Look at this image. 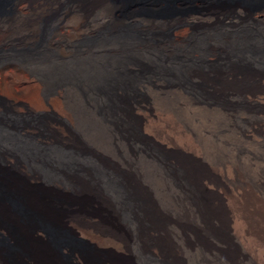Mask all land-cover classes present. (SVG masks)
<instances>
[{
  "label": "bare ground",
  "instance_id": "bare-ground-1",
  "mask_svg": "<svg viewBox=\"0 0 264 264\" xmlns=\"http://www.w3.org/2000/svg\"><path fill=\"white\" fill-rule=\"evenodd\" d=\"M49 1H7L0 12V47L19 41L36 45L1 52L0 69L10 59L37 65L53 57L42 49L37 22L27 27L25 42L13 30L33 8H37L33 15L43 16L47 5L51 7ZM124 1L102 0L100 7L116 28L106 26L83 43L101 46L100 54L109 50L114 56L50 61L47 70L31 71L38 81L26 78L23 63L14 66L12 78L25 80L23 91L34 108L46 105L78 131L73 132V145L57 139L40 141L26 129L36 121L15 125L9 117L14 115L11 108L4 106L10 103H0V229L13 247L7 252L0 246V264H64L63 251L70 264H98L68 245L51 243L42 220L58 231L88 238L98 259L107 264H264V84L253 88L264 83V40L243 29L258 18L264 20L260 14L264 4L183 0L190 10L154 18L123 14ZM72 4L84 10L92 7L79 1ZM74 14L68 10L59 17L51 44L76 35L66 24ZM211 14L227 22L220 18L211 26L213 16H207ZM195 15L207 16L202 28L185 32ZM240 18L247 22L236 28L242 35L232 34L234 28L229 27ZM130 20L141 23L136 31L121 33ZM158 21L165 24L160 33L151 29ZM213 47H218L222 62L206 71L200 62ZM239 101L257 109L242 108ZM45 121L39 128H45ZM196 123L200 125L193 127ZM84 136L111 152H117L119 145L137 149L162 204L148 201L125 171L109 168L86 153ZM103 184L104 194L118 204L89 203L84 193L99 198ZM92 217L96 222H90Z\"/></svg>",
  "mask_w": 264,
  "mask_h": 264
},
{
  "label": "rangeland",
  "instance_id": "rangeland-1",
  "mask_svg": "<svg viewBox=\"0 0 264 264\" xmlns=\"http://www.w3.org/2000/svg\"><path fill=\"white\" fill-rule=\"evenodd\" d=\"M7 1L8 0H0V12L3 10H5L6 8V5H7ZM54 1V2H53ZM57 1V2H56ZM65 1V2H64ZM74 1H79L81 2V4H89L88 6L90 7L92 5V7L88 8V9H81V8H75L73 7V4L72 2ZM96 1V2H95ZM226 1V0H224ZM247 5H257V4H264V0H243ZM94 2V4L92 3ZM126 2V3H125ZM183 0H127V1H124L123 5L125 6L124 7V10H123V14L125 15H129L130 13L132 12H136L138 13V15L140 16H143V17H154V18H162V17H167V16H171V15H174L178 12H181L183 9H188L190 10V8H184V3H182ZM48 3H52L51 4V7L47 5V8L44 10V12L42 13L43 16L41 17H37L34 14V12H36L37 8H33V13H31L29 16L27 15L25 18V20H22V22H18L20 25H15L14 27V35L18 38H20L19 40H22L25 42L26 40V29L27 27L29 26L30 23H34L37 22V26H38V36H40V40L42 41L41 42V45L43 46V50L45 52H49L53 55L52 58H50L48 61H44L42 63H32L31 61H23V62H18L17 60L15 61L14 59H10L12 61L9 60V62H7V64H5L4 66L1 67L0 69V83L4 86L2 87V90L0 89V103L3 102V100H6L7 102H9L10 104L8 105H4L5 108H11L12 112L14 115H9V117H11L13 120H12V123H14L15 125H25L23 123H26V124H29L30 121L32 122H35V124H32L30 123V125L32 124L31 127H27L26 129L29 131V132H33V134L35 135V137L40 140V141H43V142H47V143H50V142H54L56 139V141H61L67 145H73L72 143L74 142L73 141V132L76 133V130L78 131V129H74V125H70V122L67 120V119H64L65 117L64 116H56L53 114L52 110L49 108V107H46V105L43 107V108H40V109H35L34 106L32 105V102H31V99L29 96H27V94L24 93L23 91V86H24V83H25V80L24 79H13L12 77H14L13 75V72H14V66L16 65H21L23 66L24 64V68H25V71L24 73L27 74L26 75V78H28L29 80L32 79V80H35L36 78L33 76V73L32 72H36L35 70H43L45 69L44 67H47L45 70H47L48 68H50V66L53 64H51L50 61H55V62H58L56 60H59V62L63 61V62H67V61H70L75 59L78 61V60H84V59H89V58H94V57H99L101 58V56L103 55H107L108 56H114L109 50H106V52H103V54H100L99 53V49L101 48V46L99 47H85L84 46V41L88 40L89 38L87 37H90V36H93L95 35L98 31L104 29L106 26H110L112 27L114 25V23L112 22L113 19L111 17L108 16L107 12L105 10H103L100 6H102V0H87V1H81V0H50ZM58 3V4H57ZM92 3V4H91ZM58 6H57V5ZM63 5V6H62ZM71 5V6H69ZM188 6H191L190 4H185ZM96 6V7H95ZM57 7V8H56ZM53 8V9H52ZM73 8V9H72ZM101 8V9H99ZM49 9V10H48ZM61 9V10H60ZM76 9V10H75ZM48 10V11H47ZM68 10L70 11V13L74 12L75 14L79 15H75V18H71L70 15H69V19L70 21H72V23L68 20L66 22V24L68 23L69 27L70 28H74L75 29V33L76 35H74V37H64L62 38L60 41L61 42H57V43H52L50 41H52V37L54 36V33L56 31V22L58 21L59 17L61 15H63L64 12H68ZM75 10V11H74ZM97 10V11H96ZM54 11V12H53ZM47 12V13H46ZM50 12V13H49ZM59 12V14H58ZM77 12V13H76ZM82 12V13H81ZM88 14H87V13ZM93 12V13H92ZM125 12V13H124ZM92 15H91V14ZM45 14V15H44ZM83 14L82 17H80L81 15ZM90 14V15H89ZM95 14V15H94ZM101 16H100V15ZM260 14H264V13H260ZM50 15V16H49ZM97 15V16H96ZM242 17H244V15L240 14ZM96 16V17H95ZM107 16V17H106ZM197 15H195L196 17ZM204 16L206 15H203V16H200V17H193L191 18V20H189L190 22H188V24H190V28H187L185 30V32L189 33V32H192L194 30L196 31H199V29L202 28V25L204 24L203 22V19H204ZM209 17H211L212 21L210 22L211 23V26H213L214 24H216L220 18H221V21H226L227 19L226 18H222L221 15H207ZM206 16V17H207ZM218 16V18H217ZM30 19H29V18ZM50 17V18H49ZM80 17V19H79ZM86 17V18H85ZM90 17V18H89ZM92 17V18H91ZM103 17V18H102ZM203 17V18H202ZM205 17V18H206ZM38 18V20H37ZM83 18V19H82ZM107 18V19H106ZM199 18V19H197ZM202 18V20H201ZM68 19V18H67ZM66 19V20H67ZM111 19V21H110ZM216 19V20H215ZM28 20V21H27ZM64 20V19H63ZM87 22H86V21ZM99 20V21H97ZM243 20V22H242ZM65 21V20H64ZM84 21V22H83ZM97 21V22H96ZM215 21V23H214ZM236 22L234 23V25L232 27H229V28H234L231 30L232 34L233 33H236L237 35H242L241 31L237 30L236 28L239 27V26H242L245 25L247 22L243 19V18H240L239 20H235ZM238 21V22H237ZM240 21V22H239ZM74 22V23H73ZM78 22V23H77ZM105 22V23H104ZM109 24H107V23ZM196 22V24H195ZM200 22V23H199ZM227 22V21H226ZM245 22V23H244ZM257 22V23H255ZM254 23H252V25H250L249 23V28L246 26L244 27L243 29L248 31L250 33V35L253 33L257 38L259 39H262L264 40V20L263 18L261 19H257ZM86 23V25H89L87 27H89L87 29L86 25L84 24ZM94 23V24H93ZM141 23V22H140ZM139 21L135 20H130V21H127V23H125L121 28H120V32L121 33H131V32H134L136 31V29L139 27L140 25ZM162 23V24H161ZM214 23V24H213ZM74 24V25H73ZM76 24V25H75ZM164 23L161 22V21H158L157 24L154 25V27H152L151 29L155 30L156 32L160 33L164 30V26L165 24L163 25ZM201 24V25H200ZM31 25V24H30ZM71 25V26H70ZM73 25V26H72ZM79 25V26H78ZM158 25V26H157ZM163 25V26H161ZM193 25V26H192ZM81 26V27H80ZM85 26V27H83ZM104 26V27H102ZM46 27H47V30H46ZM51 27V29H50ZM101 27V28H100ZM194 27V28H193ZM54 28V29H53ZM92 28V29H91ZM94 28H97L95 29V32L93 31ZM113 28H116L115 26H113ZM53 29V30H52ZM82 29V30H81ZM85 31H84V30ZM162 29V30H161ZM251 29V31H250ZM46 30V31H45ZM190 30V31H189ZM24 31V32H22ZM52 32V33H51ZM79 32V33H78ZM81 32L83 34H81ZM238 32V33H237ZM25 33V34H24ZM44 33V34H43ZM18 34V35H17ZM24 34V35H23ZM47 34H48V37H47ZM41 35L43 37H41ZM53 35V36H52ZM77 37V38H76ZM262 37V38H261ZM43 38V39H42ZM46 38V39H45ZM69 38V39H68ZM45 39V40H44ZM48 39V40H47ZM68 39V40H66ZM74 39V41H73ZM77 39V41H76ZM18 40V39H17ZM14 41V40H13ZM71 41V42H70ZM85 41V43H86ZM258 40H256L257 42ZM23 42L19 41V43L15 42L9 46H2L0 47V53L3 52L5 54L6 51H8L9 49L11 48H17V49H20V48H26L27 46L28 47H32V46H35L36 44L34 45H29L28 44H22ZM48 43V44H47ZM258 43V42H257ZM40 44V43H38ZM37 44V45H38ZM44 44V45H43ZM51 44V45H50ZM60 44V45H59ZM62 44V45H61ZM64 44V45H63ZM83 44V45H82ZM71 45V46H70ZM58 46V47H56ZM65 46V48H64ZM102 46H106V45H102ZM50 47V48H49ZM53 47V48H52ZM63 48V49H62ZM216 48V49H215ZM218 47H213V52L211 51L210 55H208L204 61L200 62V66L202 68H204L206 71L208 69H212V68H215L216 65H218L220 62H222L221 58L223 57L222 54H218L219 50L217 49ZM47 49V50H46ZM65 49V50H64ZM75 49V50H74ZM60 50V51H59ZM69 52L68 54V57H65V56H62L65 52ZM83 51V52H82ZM215 51V52H214ZM109 52V53H108ZM218 52V53H216ZM63 53V54H62ZM74 53V54H73ZM215 53V54H214ZM100 54V55H99ZM61 55V56H60ZM90 55V56H89ZM92 55V56H91ZM88 56V57H87ZM211 56V57H210ZM217 56V57H216ZM220 56V57H219ZM58 57V59H57ZM64 58V59H62ZM70 58V59H69ZM219 58V59H218ZM62 59V60H61ZM221 60V61H220ZM210 61V62H209ZM214 61V62H213ZM13 62V63H12ZM12 65H11V64ZM23 63V64H22ZM25 63H27L25 65ZM29 63V64H28ZM47 63V64H45ZM213 63V64H212ZM34 64V65H33ZM46 66H45V65ZM202 64V65H201ZM11 67H10V66ZM205 65V66H204ZM211 65V66H210ZM29 66V67H28ZM36 66V67H35ZM38 67V69H37ZM211 67V68H210ZM7 68L6 72L3 71V69ZM12 68V69H11ZM36 68V69H35ZM35 69V70H34ZM13 70V71H12ZM33 70V71H32ZM44 70V71H45ZM2 71V72H1ZM32 71V72H31ZM27 72V73H26ZM29 72V73H28ZM42 72V71H41ZM46 72V71H45ZM31 74V75H30ZM2 75V76H1ZM10 75V76H9ZM12 75V76H11ZM29 75L31 77H29ZM4 76V77H3ZM33 76V78H32ZM3 77V78H2ZM227 77H230V75L228 74ZM9 81V82H8ZM10 81H13V82H10ZM15 81V82H14ZM16 81H18V85H15L16 84ZM24 81V82H22ZM36 81H38L36 79ZM40 82V81H39ZM8 83V84H7ZM14 83V84H13ZM6 84V87L5 85ZM261 84L263 85L264 83H260V84H257L255 87L253 88H261ZM7 85L9 88H7ZM10 85H11V88H10ZM15 85V86H14ZM5 91H4V90ZM7 89V90H6ZM10 91V92H9ZM22 91V92H21ZM57 92V90H55ZM59 91V89H58ZM61 91V90H60ZM15 92V93H14ZM68 92V90H67ZM61 94H63V91L60 92ZM65 93V92H64ZM18 94V95H17ZM147 96L149 97L148 93L146 92ZM25 95L27 97H25ZM68 95H69V92H68ZM24 96V97H23ZM64 96L66 97V93L64 94ZM25 98V99H24ZM67 98V97H66ZM17 99V100H16ZM26 100V101H25ZM60 101L62 100L61 98L59 99ZM22 101V102H21ZM23 102H25L23 104ZM19 105H18V104ZM30 103V104H29ZM63 103V102H61ZM245 104V105H243ZM23 105V106H22ZM31 105V106H30ZM236 105V104H235ZM237 105H240V107L242 108H248V109H252V110H256L257 108H255L254 106L252 107L250 103H246V102H242V101H239V103H237ZM248 105V106H247ZM25 107H27L25 109ZM30 107V108H28ZM25 109V110H24ZM33 109V110H32ZM43 109V110H42ZM38 110V111H37ZM41 110V111H40ZM46 110V111H45ZM16 111V112H15ZM27 111L32 114V115H37V117H39L40 119H36V118H33V119H29V114H25L27 113ZM38 113H37V112ZM43 111V112H42ZM42 112V114H41ZM52 115H51V114ZM39 114V115H38ZM17 115V116H16ZM49 115V116H48ZM54 115V116H53ZM58 117V118H57ZM64 117V118H63ZM60 118V120H59ZM43 119H46L45 121V128L41 127L39 128V122H42ZM54 119V120H53ZM58 120V121H57ZM28 121V122H27ZM50 121V122H49ZM61 122V123H60ZM64 122V123H63ZM20 123V124H18ZM55 125H54V124ZM37 124V126H36ZM59 124V125H58ZM64 124V125H63ZM69 124V126H68ZM49 125V126H48ZM62 127H61V126ZM195 125L199 126L200 124L196 123V124H193L192 126L193 127H196ZM60 126V127H59ZM66 128V129H65ZM68 128V129H67ZM58 129V130H57ZM44 130V131H42ZM72 130V131H71ZM75 130V131H74ZM59 131V132H57ZM36 132V133H35ZM47 134H45V133ZM42 133V135H41ZM50 133V134H49ZM63 134V135H62ZM65 134V135H64ZM38 135V137H37ZM216 135L220 136L219 133H216ZM223 135V134H221ZM49 137V138H48ZM58 137V138H57ZM63 137V138H61ZM86 136H84V143L87 145V149H84V151L87 153L88 151V154L94 158V159H97V160H101L100 162L102 164H104L105 166L111 168L113 167L114 169L116 170H122V171H125V173L127 174V176H129V178L132 180V181H137V184H136V187L138 190L140 189H143L144 193L146 194V196H148V201H152L151 203L152 204H162L161 202V199H160V194H159V191H158V188L156 187L155 183L153 181H150L148 179V174L147 172L145 173V168H144V164H142V162H140L141 158L139 157L141 154L140 152L137 150V149H133L131 151L123 148L121 145H119V148L117 150V152H111L109 150H107L106 148L98 145V142H95L93 138L91 137H87L85 138ZM42 139V140H41ZM48 139V140H47ZM50 139V141H49ZM54 139V141L52 140ZM66 139V140H65ZM69 139V140H68ZM220 139V138H219ZM46 140V141H45ZM64 140V141H63ZM88 140V141H87ZM225 140V138H224ZM92 142V143H91ZM145 143V142H144ZM147 146L149 144L145 143ZM216 145V143H215ZM150 146V145H149ZM148 146V149H150ZM94 147V148H93ZM97 147V149H96ZM102 149H101V148ZM90 148V149H89ZM152 146H151V150L152 151ZM89 149V150H88ZM154 149V148H153ZM104 150V151H103ZM107 150V151H106ZM93 151V152H91ZM138 151V152H137ZM120 152V153H119ZM136 152V153H135ZM107 153V154H105ZM140 154V155H139ZM112 155V156H111ZM103 156V157H102ZM108 156V157H107ZM128 156V157H127ZM136 156V157H135ZM96 157V158H95ZM106 159H105V158ZM134 159H133V158ZM102 158V159H101ZM125 160H124V159ZM131 159V160H130ZM138 159V160H137ZM119 160V161H117ZM128 160L130 163H128ZM135 160V161H134ZM137 160V161H136ZM10 162H12V160H9ZM125 161V162H124ZM112 162V163H111ZM114 162V163H113ZM138 165H136V164ZM110 165V166H109ZM113 165V166H112ZM121 165L122 167H124V170L123 168H121ZM131 165V166H130ZM137 166V167H136ZM135 167V168H134ZM141 167V168H140ZM22 168V169H21ZM20 168V171L22 172H25V170L23 171V167ZM143 169V170H142ZM110 170V169H108ZM136 171V172H133ZM138 170V171H137ZM140 170H142L140 172ZM141 174H140V173ZM130 174V175H128ZM138 176V177H137ZM144 176V178H143ZM138 178V179H137ZM143 181H142V180ZM141 180V182H140ZM145 181V182H144ZM148 181V182H147ZM40 182V181H39ZM39 182H31L32 185H39L40 183ZM147 182V183H146ZM141 184V185H140ZM143 185H146V186H143ZM153 185V186H151ZM104 186V184H103ZM102 186V187H103ZM148 186V187H147ZM135 187V188H136ZM144 187H146L144 189ZM154 187V188H153ZM104 188L105 186L102 188L103 191L100 190V197L99 198H94L95 202L93 199H91V196L92 197H95V193H90V192H85L84 195L87 196V197H90V204H118L116 203L115 201L113 202V199L109 198L106 194H104ZM99 189V188H98ZM98 191V190H97ZM70 192V191H69ZM108 192V191H107ZM154 192H158V194L154 193ZM91 195H90V194ZM89 194V195H88ZM149 194V195H148ZM105 195V196H104ZM104 198V199H103ZM107 200V202H105ZM111 199V200H110ZM160 199V200H159ZM110 200V201H109ZM12 201V199H11ZM100 202V203H99ZM155 202V203H154ZM12 204H17L15 201H12ZM120 216V219L121 221L123 220V218L121 217L122 214L120 213L119 214ZM96 217H92V221L90 222H96ZM87 220V221H86ZM85 222H89V218H86L85 219ZM93 222V223H94ZM42 223L43 225L46 227L48 233H49V239L51 241V243H55L56 245H68L69 247L71 248H74L75 250H78L85 258L91 260V261H94V262H97L98 264H107L106 262L104 263L103 260H99V256L96 255V252L94 250L95 246H93L94 244L91 243L88 238L86 237H82L81 235H78V234H72L71 232H67V231H58L56 229H54L52 226H50L47 222L43 221L42 220ZM123 223V221H122ZM0 246L3 247L7 252H10L11 250H13V247L10 245L9 241L7 240V237H6V234L4 232V230H1L0 229ZM101 248H99L100 250ZM103 250V249H101ZM61 260L63 261L62 263L64 264H70L72 261H71V258L68 256V254L66 253V251H63V255L61 256Z\"/></svg>",
  "mask_w": 264,
  "mask_h": 264
},
{
  "label": "trees",
  "instance_id": "trees-1",
  "mask_svg": "<svg viewBox=\"0 0 264 264\" xmlns=\"http://www.w3.org/2000/svg\"><path fill=\"white\" fill-rule=\"evenodd\" d=\"M212 12H213V11H212ZM213 13H215V11H214Z\"/></svg>",
  "mask_w": 264,
  "mask_h": 264
}]
</instances>
